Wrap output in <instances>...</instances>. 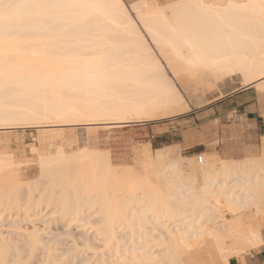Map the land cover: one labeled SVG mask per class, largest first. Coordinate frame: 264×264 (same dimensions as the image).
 Returning <instances> with one entry per match:
<instances>
[{
    "label": "bare ground",
    "instance_id": "6f19581e",
    "mask_svg": "<svg viewBox=\"0 0 264 264\" xmlns=\"http://www.w3.org/2000/svg\"><path fill=\"white\" fill-rule=\"evenodd\" d=\"M137 1L129 7L138 21L124 0H91L105 7L100 12L21 9L11 31L0 22V71L12 74L11 87H7L6 79L0 76V121L29 123L54 116L71 122L90 120L87 124H92L107 117L103 122L112 119L111 122L121 124L131 113L157 118L187 111L189 107L184 103H188L183 100L185 95L176 89L177 81L184 92L199 98L215 84L236 75H240V87L257 84L255 87L260 90L264 88V27L258 16L226 7L249 0H168L163 5L154 0ZM181 72L186 75L180 77ZM113 95L122 102L110 103L108 97ZM199 100L204 102V98ZM95 131L92 132L95 134ZM90 132L84 131L72 141H59V137L56 141L55 136L50 140L51 132L41 133L44 136L38 137L41 138L39 146L29 149L34 158L27 160L31 165L25 172H21L20 165L26 160L16 159L9 150L8 140L0 141L3 146L0 148V212L10 211L29 219L24 227L19 221L9 224L19 230L23 228L22 237L17 236L21 239L0 235V264L33 260L35 251L45 248L43 243L48 246L50 242L43 241L41 232L50 227L49 222L43 220L47 226L40 229L31 221L40 215L35 209L42 204L44 209L51 205L48 212L56 213L52 218L55 222L71 225L85 218L101 237L102 249L110 250L112 244L124 239L123 235L117 238L118 231H125L121 233L126 234L131 245L121 248L123 253L114 248L115 255L109 256L110 259L103 256L100 248L102 254L94 264H104L106 260L109 264L113 261L123 264L125 260L156 264L174 255L191 254L206 260V252L207 255L216 252L219 256L222 250L231 253L229 259L261 243L264 147L260 155H246L239 160L222 159L215 155L217 152L211 159L203 160L199 154L200 165L195 155V160L190 156L191 162L198 163L195 165L200 170L202 183L177 184L169 190L167 184H160L149 170L156 160L166 157L164 148L160 150L163 149L165 155L157 148L154 151L159 152V158L153 157L150 143H146L148 145L137 150L138 160L135 161L143 172L131 169L129 173L122 169L123 173L120 168V171L114 168L109 147L107 152L96 148L97 138L91 137ZM58 134L56 132V136ZM33 170L37 172L35 177ZM26 179L32 184L24 183ZM86 211L96 215L97 221L86 219ZM207 223L210 225L204 233L202 227ZM66 235L74 236L68 231ZM51 237L49 239L55 241L56 238ZM150 241L159 247L150 251ZM49 246L47 253L52 250ZM24 250L27 254L21 253ZM46 257L45 260L49 259ZM52 259L54 257L46 262L52 264L56 261ZM41 262L45 264L44 259Z\"/></svg>",
    "mask_w": 264,
    "mask_h": 264
},
{
    "label": "rangeland",
    "instance_id": "374dc122",
    "mask_svg": "<svg viewBox=\"0 0 264 264\" xmlns=\"http://www.w3.org/2000/svg\"><path fill=\"white\" fill-rule=\"evenodd\" d=\"M124 1H125L127 8L129 9L131 14L133 15V17H135L134 16L135 13L132 11V9H130L129 6L133 5V4H131L132 2H134V4H135V1H136V3L138 1L137 0H124ZM154 1L156 3L158 1L159 5H163L168 0H154ZM135 19H136V17H135ZM136 21H138V20L136 19ZM137 23L139 24V22H137ZM141 30L145 34V37H147V34L143 31V29H141ZM168 74L171 77L169 72H168ZM178 75L180 77H184L186 75V72H181ZM240 82H241L240 75H236L233 77H229L226 80H223V82H221L222 85H220L221 83H219V85L215 84V86H212V89H210L209 91H207L205 94L202 95V97L204 98V102L206 101L205 102L206 104L203 102V100H201L202 101V104H201V101L199 100V99H203V98H201V96H200V98H199V96L193 97V96L189 95V93L187 94L186 91L184 92V90H183V91H181V93L186 96V97L184 96L183 100H186V102L188 103V104H186V103H184V104H185V106L189 107L187 111L180 113V114H176V115H168V116L157 117V118H147L143 115H134L131 113V115L130 114H128V116L126 115L127 118L128 117H130V118H128L126 120L124 119L125 122H122L121 124L118 122H115V120L113 121L115 123L111 122L112 119H110V118H108L111 120L110 122H107L108 120H106V122H103V121H105L104 119H107V117H104L102 120L97 119V120H95V122L93 121L94 123H92V124L91 123L87 124V123H89L90 120L87 121L85 119H81L78 121H72L73 122L72 123L71 121H68L69 119H67V118H66L67 119V121H66L65 119H62V118L60 119L59 117L56 118L54 116L53 117L48 116V119H50V120H48L47 117H46V119H44V118L39 119V120L35 119L37 121L34 122L32 120V122H29V123L25 122V121L22 122V120H21L20 121L21 123L18 121L19 123L16 122L17 124L13 121L11 123L10 122L7 123V121L4 120L5 122H3V120H1L0 121V124H1V126H0V141H2L4 139L8 140V143H10L9 150L13 154H15L16 159H18V160L20 159L22 162H24V160H26L24 162L25 164L27 163L26 166L24 163H21V165H20V168L22 169L21 172H25L31 165V164H29L31 162H28L27 160L32 161L31 158L34 156V153L33 152L31 153V151L29 149L31 146H35V147L39 146L38 140H40L42 138L41 135L46 134V132H49V133L51 132L53 135L50 133L51 134L50 135L51 137H49L50 140H52V138L55 136L53 138L55 140H56V138L58 139V137H59V139H58L59 141L62 139H63L62 141H64V140L65 141H69V140L72 141L74 138L77 139L78 137H80V135L82 133H84V131L90 130L91 131L90 132L91 137L93 136L94 138L95 137L97 138L96 142L98 143L97 146L98 145L99 146L98 147L96 146V148H98L101 151L106 150L105 152H107V149L109 147L108 152L110 153L109 155L113 159V165L115 166L114 168L117 170H119V168H120L121 172H123V173H124V171H122V169L126 170L127 172L131 171V169H134V171L139 170L138 171L139 173L143 172L141 169L142 167L139 164V162H135L136 159L138 158V157H136L137 156V150L142 148L143 145L144 146L148 145L146 143H150L149 146L151 149V153L156 155L155 156V155L151 154L153 157L159 158L158 153L161 150H163V149L160 150V148H164V150H163L164 153L167 151L166 155L164 153H162V151L160 152L163 155H165L166 157L161 155L163 158H161L159 161L156 160L155 158H153L154 160H156L155 161L156 165L153 164L149 168V170L152 171L151 174L155 180H159L160 182L159 181L158 182L160 184H165V185L167 184L166 186H167V188L169 187L168 188L169 190L176 187L177 184H183V186H184V184L185 185L199 184V183H202V181L200 180V178H201L200 170L198 167H196V165L198 166L199 162L197 163V161H195V163H194L195 158L199 154H202L203 160H205V158L211 159L214 155V152L215 153L217 152L215 155H218L222 159L239 160L243 157L242 154L224 155L221 153L220 148H222V146H223L224 139L220 135L219 128H221L223 126L220 124L219 120H215V121L210 122L209 119H211L213 116L205 115V111L207 110V108L210 105H212L214 102H216L219 99H223L230 92L237 89V87H240ZM261 89H262V87H261ZM258 90L262 91L264 93V88L262 90H260V87H259ZM188 92H189V90H188ZM187 96H188V98H187ZM218 96H220V97H218ZM196 97H198L199 99L198 98L196 99ZM195 100H197L198 103ZM198 100L200 101V103ZM97 118H99V117H97ZM46 120H48V121H46ZM49 121H51V123ZM116 123H118V125ZM8 124L10 125V127L7 126ZM3 126H7V127H3ZM80 126H81V128L83 127V130L81 129V131L79 129ZM50 128H51V130L53 128L54 131L53 130H52L53 132L51 130L48 131ZM57 128H59L61 130H59ZM84 128H86V129H84ZM55 131L57 132V134L59 133L57 136H56ZM92 131H95V134ZM41 133H43V134H41ZM49 133H47V135ZM47 135H45V136L47 137ZM65 135L66 136L68 135L67 138ZM40 136H41V138H38ZM229 136L231 137V139L237 138L235 131H231ZM63 137H65V138H63ZM195 143L201 144L200 147L198 146L194 149L188 148L189 145H192ZM167 145H169V146H167ZM166 146L170 150L168 148H166ZM172 146H174V147H172ZM0 148L3 149V146L1 144H0ZM157 148L159 149V152L156 151L157 153H155L154 150H158ZM132 149H135V150L132 151ZM201 149H204V150L202 152L194 153L195 151H199ZM261 151L262 150H260L259 152H254V153H250V154L260 155ZM132 152L134 153V155ZM210 152L211 153L213 152V153L211 154ZM203 153H204V155H203ZM167 154L170 155L171 158ZM205 154H206V156H205ZM194 155L196 157H194ZM190 156H192V158L194 157L193 158L194 160L192 161L193 163L191 162V160H189V158L192 159ZM181 157H183V158H181ZM184 157H187L188 161H187V158H184ZM177 159H179V160H177ZM189 161L191 162L190 164H189ZM174 163H175V165H174ZM124 165L127 167H125ZM139 165L141 168L139 167ZM199 165H200V163H199ZM131 166H133V168ZM153 166H154V168H156L155 170H154ZM26 167H27V169H26ZM191 168H193V169H191ZM134 171H132V172H134ZM162 171H163V173H162ZM138 172H134V174L135 173L139 174ZM166 172H167V174H166ZM36 173L37 172L35 170H33V175H34L33 177L36 176ZM125 174H127V173H125ZM137 174H135V175H137ZM160 175L162 177H160ZM31 180L34 181L35 178L31 179ZM31 180H29V181H31ZM169 180H170V182H168ZM27 182H28V179H26V181L24 180V183H27ZM173 182L175 185L172 184ZM28 184H32V182H28ZM171 185H172V188H171ZM24 188L25 187L23 186V190H24ZM37 208L35 210L38 211L40 213V215H37V217L34 216L33 217L34 220H31V221H34L33 223L37 227H39L40 229H42V227L46 228L47 224H48V227L50 225V227L45 230L46 233L44 231L41 232V237L42 238L44 237L43 241L46 242L47 244L50 242L49 243L50 246H49V244H48V246H49V248L52 247L51 248L52 250H50V253H47L46 247H48V246H46V244L43 243L45 245V248L37 249L38 252L35 251V253L36 252L37 253L36 254L34 253L35 256H33V258H34V259L32 258L33 260H30L31 258L30 259L27 258V260L23 258L25 261V263H24V261L21 259L22 264H26V263L27 264H40V260H43V259L45 261V264H48V262H46V260H49L52 257H54V259L56 261L54 259H52V260L57 262V263L54 262L55 264H59L60 261H61L60 264H67L68 261H71V264H92V263L94 264L95 260L99 258V255H101L102 252H104L103 256H105L106 259H110L111 257H113L115 255L113 252L115 250L114 248L119 249V253H123L121 248L123 249V248L129 247L131 245V240L127 238L126 234H122L125 231L120 230L122 233L118 231L117 238L121 239L122 237H124V239L112 244L111 245L113 248V249L111 248L112 250L111 249L107 250L104 248L102 249L103 245H101L102 242L99 239L101 237L96 235V232L93 230V228L91 229V227H90L91 224L90 225L87 224L88 222L85 221V218H83V219L80 218L79 221L77 220L74 223L72 222L71 225H69L67 222H64L62 224L60 222H55L56 221L55 219L53 221L52 218L54 216H56V213L48 212L49 209L51 208V205L48 207H45V209H44L43 204H42L39 207V209H37ZM41 208H43V209H41ZM31 212H32V210H31ZM86 212H84L83 214L86 215ZM90 213L87 212V215L88 214L89 215L88 216L86 215V217H88L86 219L90 218L92 221L93 220L97 221V218L95 217L96 215H94L92 213H91L92 215H90ZM83 214H82V216H84ZM0 215H1L0 216V218H1L0 235L4 236L6 238H9V239H11V237L15 238V236L16 237L21 236L20 233H22L21 230L23 228H21L19 230L18 228H15V226H14V228L12 226L10 227L9 224H13V223L15 224V222L19 221V225L21 227H24V226H26L29 219L24 217V215H16V214L14 215V212H10V211H3V212L1 211ZM89 216H91V217H89ZM43 220H45V221L47 220L49 223L46 224L43 222ZM82 220L84 223L82 222ZM85 223L87 225H83ZM7 224L9 227L7 226ZM54 224H55V226H54ZM66 224H68L69 226ZM73 224H75V225H73ZM208 225H210V224L207 223V224H205V227H202V230L204 233L207 230L206 228L209 227ZM56 229H58V230H56ZM204 229H206V230H204ZM50 231H51V233H50ZM65 231L66 232L68 231L69 233L72 234V236L73 235L74 236L72 238H71V236L67 237ZM62 233H64V235ZM51 235L53 238L54 237L56 238L55 241H52V239H49V236L51 237ZM55 235H57V237ZM46 236L48 239L46 238ZM96 236H98V237H96ZM18 237L15 239H21ZM94 237H96V238H94ZM204 237H202V238H204ZM45 239H46V241H45ZM73 239H75V240H73ZM79 239L82 241L80 242ZM97 239H99V240H97ZM48 240H51L53 243L51 241H48ZM57 240H59L58 241L59 243H56ZM70 240H73V241H70ZM74 242L78 243V244L75 243L77 245V248H76V245L73 244ZM82 242H83V245H82ZM153 242L154 241L149 242L150 251H153L157 247H159L158 245H153ZM54 243H56V244L54 245ZM70 243H72V244H70ZM85 244H87L88 247L84 246ZM70 245H71V247H70ZM89 246L91 248H89ZM149 246H147L146 249L149 248ZM74 248H76V249H74ZM83 248H85V249H83ZM100 248L102 249L101 253L99 251V250H101ZM41 249L43 250L42 252H41ZM91 249L94 250L95 252H93ZM44 250H46V251H44ZM105 250H107V251H105ZM201 250H204V249H201ZM249 250L250 249L245 251L241 256H237L238 259L242 263L244 262V258H243L244 254H246ZM25 251L26 250L21 251V253L24 252L22 254H27ZM67 252L70 254H68ZM94 253H95V255H94ZM207 253L208 252L205 253L206 254V257H205L206 260L205 261H207L208 264H213V262L219 258L218 254L216 252L209 253V255H207ZM42 254H43V256H42ZM47 254H51L50 255L51 257L49 255L47 256ZM22 256L23 255H21V257ZM46 256L49 259L45 260ZM109 256H110V258H109ZM41 257H42V259H41ZM38 258H40V259H38ZM28 260H30L29 263H28ZM54 263H52V264H54Z\"/></svg>",
    "mask_w": 264,
    "mask_h": 264
},
{
    "label": "crops",
    "instance_id": "0c3cea01",
    "mask_svg": "<svg viewBox=\"0 0 264 264\" xmlns=\"http://www.w3.org/2000/svg\"><path fill=\"white\" fill-rule=\"evenodd\" d=\"M256 85L237 87L205 111V115L213 116L209 119L210 122L219 120L223 126L219 128V132L224 139L223 146L220 148L224 155L242 154L241 159H243L246 155L250 156L252 155L250 153L259 152L264 147V93L257 90ZM231 131L236 132V139H231L229 136ZM200 145L195 143L189 145L188 148L194 149ZM261 235L264 240V228ZM243 258L242 263L238 257H230L228 264H264V245L260 243L251 248Z\"/></svg>",
    "mask_w": 264,
    "mask_h": 264
},
{
    "label": "snow or ice",
    "instance_id": "6c2138e0",
    "mask_svg": "<svg viewBox=\"0 0 264 264\" xmlns=\"http://www.w3.org/2000/svg\"><path fill=\"white\" fill-rule=\"evenodd\" d=\"M199 7H204V5H198ZM105 6L99 3L91 2V0H60V2L54 3H30V2H8L5 3L4 0H0V22H4V27L6 30L11 31L18 19L19 11L21 9H32V8H45L54 9L59 11L65 10H95L100 12ZM228 8L240 9L245 12L251 13L254 16H258L262 27H264V0H249L247 3L243 4H232L226 5ZM0 76L6 79V86L11 87L12 85V74L10 72L0 71ZM175 80L176 77L173 76ZM176 89L182 91L179 82L176 83ZM110 103L119 104L122 101L117 99L114 95L108 97ZM9 167H12L9 164ZM264 245V240L261 241ZM191 253V249L189 250ZM231 255L228 251L222 250L219 253V259L215 260L213 264H228V256ZM67 264H71L68 261ZM104 264H109L106 260ZM112 264H120L119 261H113ZM123 264H144L143 261L137 260H125ZM156 264H208L207 261L202 259L199 255L191 254L189 256H172L171 258H165L161 261H157Z\"/></svg>",
    "mask_w": 264,
    "mask_h": 264
},
{
    "label": "built area",
    "instance_id": "2783aa9c",
    "mask_svg": "<svg viewBox=\"0 0 264 264\" xmlns=\"http://www.w3.org/2000/svg\"><path fill=\"white\" fill-rule=\"evenodd\" d=\"M197 159H198V162H200L201 157H198V156H197ZM200 163H201V162H200Z\"/></svg>",
    "mask_w": 264,
    "mask_h": 264
}]
</instances>
